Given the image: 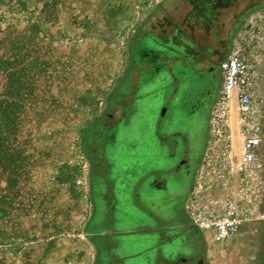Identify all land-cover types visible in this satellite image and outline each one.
Instances as JSON below:
<instances>
[{"label":"rangeland","instance_id":"obj_1","mask_svg":"<svg viewBox=\"0 0 264 264\" xmlns=\"http://www.w3.org/2000/svg\"><path fill=\"white\" fill-rule=\"evenodd\" d=\"M181 1L0 0V264L94 262L92 232L100 200L92 161L96 152L89 149V142L93 135L95 139L100 136L97 124L108 113L121 121L115 137L124 151L114 154L115 218L120 224L111 227L121 232L129 219L145 216L132 205L136 182L127 173L133 168L131 171L142 178L151 169L165 168L162 160L151 161L153 165L142 172L138 165L147 157L161 155L152 146L154 123L162 116V92L169 99L175 96L174 90L162 88V51L182 60V51L163 46L166 19L162 6L177 19L182 8L188 7ZM263 9L264 0L220 4L215 28H223L214 35L227 43L216 60L226 58L229 43L231 52L242 27ZM136 50L138 54L151 52L145 57L159 66L155 74L151 66H133ZM207 67L204 62L196 68L204 75ZM211 73L201 79L208 82L211 103L196 108L192 117L182 118L188 112L186 105L179 114L170 110L171 120H177L165 121L162 128L166 133L181 132L190 144L189 156L200 159L210 142L212 109L221 88L218 71ZM201 84L196 83L197 90ZM130 93L135 94L131 104ZM257 96L253 118L259 124V118L264 119V81ZM179 97H185L182 90L171 100V107H177ZM117 103L124 106L122 112L116 113ZM235 136L241 144L239 133ZM198 166L176 189L168 177L170 188L175 189V208L171 210L162 202L166 219L187 222V199ZM166 193L159 194L163 197ZM230 193L246 209L264 214V182L260 176L256 178V171L247 176L237 174ZM105 211L109 212V207ZM255 222L242 226L223 248L213 245L204 233V246L190 231L182 235L189 240L186 244L198 246L195 255L203 256L205 251L211 264H264V232Z\"/></svg>","mask_w":264,"mask_h":264},{"label":"flooded vegetation","instance_id":"obj_2","mask_svg":"<svg viewBox=\"0 0 264 264\" xmlns=\"http://www.w3.org/2000/svg\"><path fill=\"white\" fill-rule=\"evenodd\" d=\"M228 1L229 0H183L181 1V5H187L188 7L187 9L182 8L180 18L177 19L170 16L168 14L169 11L162 6V13L165 14L166 19L164 21L165 26L162 29V31L164 32L163 34L166 38V42L163 43V46L171 48L175 47L179 52L182 51L181 61L180 59H178L179 56H171L166 52L167 50L162 51V57L164 59V62H162V88L171 89L172 93L174 90V97L179 96V91L182 90V92L185 93V97L183 99L179 97V104L177 103V107L173 108L170 106V103L174 97L172 99H169V97L167 95H164L162 92V116L161 118L156 117L157 119L154 123V138L152 141V146H154L155 148L154 150L161 155L159 157L156 155H154L153 157H147L144 161H142V165H138V168L142 172L146 168H149L153 165L151 161H153V163L159 162L162 160V157L167 161L174 160V158L179 157V161L178 166L176 168L173 167L174 169L172 168L168 173H164L162 172V170L151 169L149 172L144 173L143 177L140 178L138 176L139 173L132 172L131 170H133V168H130L129 174L130 176H132V180L136 182V186L133 187L132 205L138 208L142 212V214L144 213L145 217L153 222V225L145 227L147 231L149 233L160 236L161 242L169 244L171 245V247L175 246L178 241H181V247H183V249L187 248L182 252H176V250L174 252H170L169 255L172 259H170L169 257H164L162 253V257L160 260L161 264H211L207 259L208 256H206L205 251V255L200 256L199 254L196 256L195 254L197 253L195 251L196 249L198 250V246L194 245L193 247L189 246L190 244H186L189 242V240H185L186 238L182 235L186 231H190L191 233H193L194 237L198 238V241H201L203 246L204 242H206L204 235L195 226V224H193L189 216L186 215L187 222L182 224L178 219L168 220L162 214V202H164L165 207L171 210L175 208L174 204L172 203V198L174 199L175 196H168L169 188L167 186L169 184V180L171 178L176 179L180 171H183V176L191 174L197 164L200 166L203 158L202 157L200 159V157H198L197 155L196 157L189 156L190 149H188V146H190V144L188 145L187 137H184L181 132L166 133L162 132V128L165 121L173 123L177 120H171V111L173 113L175 112L176 114H179V112L181 113L182 111L181 107L183 105H186L189 113L187 112V114H184L185 116L182 118H186V116L192 117L196 114V108L199 109L201 106H207L211 103V91L209 90L208 82L202 81L201 79L206 75L210 76L212 74L211 72L214 69L218 71L221 81L219 87H221V63L224 59H222V61L221 58L216 60V57L222 55V48H225L227 42L225 43V40L217 35L220 28L222 29L223 27L220 26V28H215V25L217 24L216 18L218 16L217 12L220 4L222 5L223 2ZM214 32L217 33L214 35ZM216 43L218 44V46L212 47V45H215ZM229 47L224 53V57L229 53ZM138 52L139 50H136L134 54L133 66L135 68L141 67L143 65L151 66L152 69L150 71L155 74L156 72L154 70L159 66L155 64L156 62H153L151 59H146V57H149L151 52L147 51V54L146 52H141L140 54H138ZM139 56L141 57L139 58ZM204 62L208 64V67L204 69V71H206V74L202 75L199 74L201 70L197 69L196 67L202 66ZM182 67H184V69ZM185 75H188V77H186ZM127 79L129 81L130 79H132V76H128ZM198 81L202 82L201 88H199V90H197V87H195L197 86L196 83ZM125 85L122 89L125 88ZM138 86H140V84H138ZM184 89H186V91H184ZM131 93L127 97L130 100V104L132 103V96H135L134 93ZM188 94H191V97H189ZM122 110H124V106L117 103L115 105L116 113L117 111L122 112ZM120 122L121 121L119 117L115 116L114 113L106 114L105 120L100 124H97L96 127V131L100 133V136H97L95 139V135H93L91 137V142H89V149L96 152L95 155H92V161L93 167L95 169V176L97 178V196L100 200L99 209L96 207V209H98L99 211V214H96V217L94 218V221H96L94 229H96L97 224L99 223L97 222L99 217L102 218L103 215L108 216L110 213H113V216L115 217V215L117 214V212L115 211L117 209L118 202L116 201V198L114 196L112 200L111 195L115 193L116 188V185L114 184V171L116 167L114 158L116 156L114 154L119 150L124 153L123 149L121 147L119 148L118 142L116 141L115 137V130L120 125ZM135 144L131 145V151H133ZM138 144L140 145V143ZM162 149L166 151V154L162 155ZM201 151L202 147H200L199 153H201ZM171 165L174 166V164H170V166ZM199 166L196 169L195 175L199 169ZM102 174H104V177L102 176ZM135 176L136 179H134ZM170 176L171 178H168ZM101 187L104 188L103 191ZM151 189L157 191L156 194H154ZM141 191L143 192L141 193ZM162 191L167 192L163 197L161 195ZM108 207L109 212H106L105 209ZM119 213L121 212H118V214ZM103 222L104 221L100 222L102 223V229L106 228L103 226ZM174 235H180V237H178L179 239L176 242L174 241L175 239L172 238V236Z\"/></svg>","mask_w":264,"mask_h":264},{"label":"built area","instance_id":"obj_3","mask_svg":"<svg viewBox=\"0 0 264 264\" xmlns=\"http://www.w3.org/2000/svg\"><path fill=\"white\" fill-rule=\"evenodd\" d=\"M221 76L210 123V142L186 209L193 224L213 245L223 248L245 224L264 221V214L254 212V208L246 209L230 193L237 174L247 176L256 171L262 146L260 124L253 117L255 99L264 81V9L256 12L238 33L232 51L221 63ZM233 109L239 115L237 126ZM234 129H238L241 138L236 149Z\"/></svg>","mask_w":264,"mask_h":264},{"label":"crops","instance_id":"obj_4","mask_svg":"<svg viewBox=\"0 0 264 264\" xmlns=\"http://www.w3.org/2000/svg\"><path fill=\"white\" fill-rule=\"evenodd\" d=\"M259 121V131L260 136L262 137V150L258 156V162L256 163L255 169L256 178L260 176V178L264 182V119H262L261 117L259 118ZM236 147H240L239 142L237 141L235 144V149ZM175 160L176 158H174V160L167 161L162 157V165L165 166L162 172L168 173L169 171L166 170L169 169L170 164H175V166L173 167L176 168L178 166V161ZM129 174L130 169H128V177L130 176ZM185 176L186 175L183 176L181 173H179L176 179L171 180L172 185L175 189L177 185L183 182ZM169 184L168 186L166 185L169 188L168 196L174 197L175 189H171ZM101 189L102 191L104 190L103 187H101ZM152 191L154 192V194H156L157 192L155 190ZM113 196L115 197V194L111 195L112 200ZM110 216L111 213L108 216L103 215L102 218L99 217L97 220V222L99 223L97 224L96 229H93L92 234L95 242V258L94 262H92L91 264H161L160 260L162 257V253L164 257H169L170 259H172L169 255L170 252H174L175 250L176 252H182L184 249H187H183V247H181L180 245L171 247V245L169 244L162 243L160 240V236L149 233L145 227L153 225V222H151L145 216H140L136 219H129L126 226L124 225V228H120L121 232L115 231L111 227L113 224L119 225L120 221L115 217L111 219ZM115 216H117V214ZM118 216L120 217V215ZM101 221H104L106 224L103 222V226L106 228L108 227L109 229H102V223H100ZM178 237H180V235L172 236V238L175 239H173L175 242L179 239Z\"/></svg>","mask_w":264,"mask_h":264},{"label":"bare ground","instance_id":"obj_5","mask_svg":"<svg viewBox=\"0 0 264 264\" xmlns=\"http://www.w3.org/2000/svg\"><path fill=\"white\" fill-rule=\"evenodd\" d=\"M232 115H233V122L237 126L238 120H239V117H238L239 115L234 109H233ZM235 132H236V134H238L239 133L238 129H234V134H235ZM234 149H235V144H234Z\"/></svg>","mask_w":264,"mask_h":264},{"label":"trees","instance_id":"obj_6","mask_svg":"<svg viewBox=\"0 0 264 264\" xmlns=\"http://www.w3.org/2000/svg\"><path fill=\"white\" fill-rule=\"evenodd\" d=\"M255 225L257 228L260 229V231H261V228H263V232H264V221L255 222Z\"/></svg>","mask_w":264,"mask_h":264}]
</instances>
